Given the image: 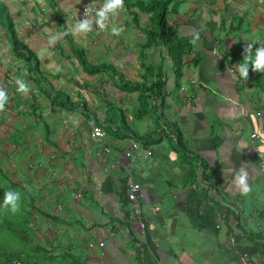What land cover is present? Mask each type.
<instances>
[{"label": "crops", "instance_id": "crops-1", "mask_svg": "<svg viewBox=\"0 0 264 264\" xmlns=\"http://www.w3.org/2000/svg\"><path fill=\"white\" fill-rule=\"evenodd\" d=\"M160 1L185 45L180 71L155 32ZM0 2L14 29L0 12V87L9 94L0 199L21 194L19 213L33 214L49 255L82 264H264V170L250 141L252 133L264 140V74L250 67L245 80L235 68L249 43L253 56L264 46V0H124L107 30L51 46L49 36L82 19L93 0ZM20 76L26 96L16 91ZM132 140L140 150L130 159ZM241 165L246 195L231 186ZM128 179L141 186L145 229L128 216Z\"/></svg>", "mask_w": 264, "mask_h": 264}, {"label": "clouds", "instance_id": "clouds-1", "mask_svg": "<svg viewBox=\"0 0 264 264\" xmlns=\"http://www.w3.org/2000/svg\"><path fill=\"white\" fill-rule=\"evenodd\" d=\"M124 9V0H103V3L99 6L96 4V0L84 8V14L82 19H78L73 25L68 26L64 31L52 33L49 36V45H54L61 39L71 35L74 39L82 37L91 33L94 29L107 30L109 24L115 17ZM123 29L118 27L115 23L111 25V33L114 36H119ZM199 40L198 33H194L191 39L193 45L197 44ZM253 44L249 43L244 50L243 62L235 66L239 76L247 80L249 76V69L253 72L264 74V46L256 47L255 55H252ZM16 91L21 95L26 96L31 87L27 80L22 76L16 77L14 80ZM9 101L8 91L0 87V112L5 110V106ZM231 186L239 191L241 194H248L251 191L249 185V173L244 165H241L240 169L235 172L231 180ZM21 194L18 191L9 190L4 194L3 207L8 209L12 213L20 211Z\"/></svg>", "mask_w": 264, "mask_h": 264}, {"label": "trees", "instance_id": "trees-1", "mask_svg": "<svg viewBox=\"0 0 264 264\" xmlns=\"http://www.w3.org/2000/svg\"><path fill=\"white\" fill-rule=\"evenodd\" d=\"M162 3L163 1H160L161 6L158 5V3L155 5V7H159V9L161 10V13H159L158 16V27L155 32L158 36V40L161 41L162 45L168 47L169 58L173 62L174 70L176 69V71H180L183 62V50L185 48V45L183 46V43H177L175 39V33L168 30L166 14ZM147 9L155 11V8L150 9L147 7ZM0 12L6 17V20H8V29L14 36V29L9 18L8 10L6 6L1 2ZM123 120L124 127L128 130V132H131L126 123V118L124 117ZM3 204L4 196L0 199V230L8 229L15 232V235L19 237L20 244L24 247V250L20 251L18 254H15L9 259L0 257V264H82L78 263L75 257H68L67 254L64 256H55L52 254L49 255L51 253L49 251L51 245L46 246V244H43V242L36 241V235L34 233V230L32 229V221L34 219L33 214H26L24 212H17L18 214L12 212L8 213L6 211V208L3 207ZM1 240L2 242H5V240Z\"/></svg>", "mask_w": 264, "mask_h": 264}, {"label": "built area", "instance_id": "built-area-1", "mask_svg": "<svg viewBox=\"0 0 264 264\" xmlns=\"http://www.w3.org/2000/svg\"><path fill=\"white\" fill-rule=\"evenodd\" d=\"M182 91H185V88H182ZM192 101L191 97H188L186 99L187 103H190ZM94 135L97 138L105 139V133L103 129L96 127L94 129ZM250 141L255 144V147L257 149V154L260 159V166L261 169L264 170V151L261 150L262 145L264 144V140L258 133H252L250 136ZM140 150V144L136 140L131 141V147L130 150L126 153V156L130 159L135 157L134 152ZM104 152L106 154H110L111 150L107 147H105ZM152 153L150 151L147 152V155L150 156ZM127 187L129 189L128 194V200H129V206H128V216L130 220L138 221L140 224V227L142 229H145L146 224L145 222V216L143 214L142 210V204L140 202V189L141 186L139 184H136L131 179H128L127 181ZM77 197V196H76Z\"/></svg>", "mask_w": 264, "mask_h": 264}, {"label": "rangeland", "instance_id": "rangeland-1", "mask_svg": "<svg viewBox=\"0 0 264 264\" xmlns=\"http://www.w3.org/2000/svg\"><path fill=\"white\" fill-rule=\"evenodd\" d=\"M0 238L5 240V242H2L0 239V257L9 259L24 250V247L21 246L20 239L15 235V232L8 229H1Z\"/></svg>", "mask_w": 264, "mask_h": 264}]
</instances>
